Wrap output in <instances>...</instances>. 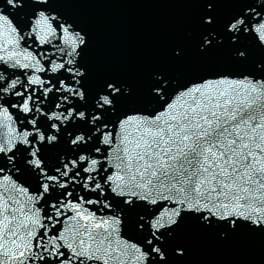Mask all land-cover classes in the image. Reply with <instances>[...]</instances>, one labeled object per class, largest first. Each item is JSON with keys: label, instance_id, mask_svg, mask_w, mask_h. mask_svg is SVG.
I'll return each mask as SVG.
<instances>
[{"label": "snow or ice", "instance_id": "obj_1", "mask_svg": "<svg viewBox=\"0 0 264 264\" xmlns=\"http://www.w3.org/2000/svg\"><path fill=\"white\" fill-rule=\"evenodd\" d=\"M93 2L0 0V264L264 247V0H173L150 51Z\"/></svg>", "mask_w": 264, "mask_h": 264}, {"label": "water", "instance_id": "obj_2", "mask_svg": "<svg viewBox=\"0 0 264 264\" xmlns=\"http://www.w3.org/2000/svg\"><path fill=\"white\" fill-rule=\"evenodd\" d=\"M88 11L91 18L98 23L102 39L116 38L134 49L143 51L152 50L173 28L177 35H182L185 26L182 24V17L186 10L176 7L173 0H94L93 6ZM130 22L132 26L127 25ZM255 245L257 243L241 245V247L219 245L212 239L205 238L199 239L194 247L201 248L200 254L204 257L223 252L233 264H250L251 260L259 259L254 254V250L257 249ZM242 249H244L243 253H241ZM210 251L216 252L210 254ZM214 263L220 264V261Z\"/></svg>", "mask_w": 264, "mask_h": 264}]
</instances>
